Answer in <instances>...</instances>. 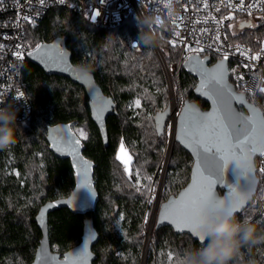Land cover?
Masks as SVG:
<instances>
[{"label":"trees","instance_id":"1","mask_svg":"<svg viewBox=\"0 0 264 264\" xmlns=\"http://www.w3.org/2000/svg\"><path fill=\"white\" fill-rule=\"evenodd\" d=\"M76 1L81 10L52 9L38 27L29 29L27 40L36 49L42 43L66 37L72 63L92 65L97 84L116 104L117 115L107 120L109 146L104 145L100 130L91 119L85 89L66 77L48 76L27 61L22 77L32 105L31 117L24 122L16 121L21 130L16 143L0 150V264L33 262L42 237L35 222L40 207L68 197L74 189L72 164L50 150L47 134L56 124L75 121L78 122L73 127L75 132L83 124L87 126L88 135L81 139L85 147L83 153L95 164L94 185L99 202L96 211L89 215L73 214L65 208L49 215L52 250L64 254L77 246L81 242L84 220L90 217L100 235L93 249L97 255L94 264H144L145 259V264H180L189 250L201 245L190 235L176 234L170 227L158 230L153 227L143 259L147 201L144 195L126 187L125 170L117 159L121 143L131 151L138 150L142 158L147 150L146 171L155 176L163 136L157 134L155 117L156 135L152 139L143 135L139 128L140 108L134 110L133 102L140 96L146 115L163 112L170 104L165 70L154 47H145L138 41L135 17L116 28L103 29L89 21L88 6L81 0ZM239 17L245 18L239 25L242 32L232 36L229 29V39L257 50L264 38V19L253 27L250 17L237 16L236 22ZM262 17L264 12L259 15ZM154 31L167 68L171 64L179 70V51L169 47L162 30ZM133 42L137 46H133ZM178 74L184 100L196 101L202 109H208L209 105L194 94L197 79L183 67ZM248 99L254 102L252 97ZM258 103L264 108V92L259 95ZM154 142L157 148L150 155L148 145ZM174 144L164 182L165 193L170 192L167 198L177 195L188 184L193 165L190 154ZM261 186L256 198L237 218H247L257 224L259 230H264V220L259 214ZM230 264H264V241L241 247Z\"/></svg>","mask_w":264,"mask_h":264},{"label":"water","instance_id":"2","mask_svg":"<svg viewBox=\"0 0 264 264\" xmlns=\"http://www.w3.org/2000/svg\"><path fill=\"white\" fill-rule=\"evenodd\" d=\"M66 41V37H59L52 42L42 43L38 46L40 48L39 51H37V47L29 54L28 61L38 66L48 76L66 77L85 89L89 98L91 119L99 128L104 145L107 147L109 146L107 120L110 116L117 115L114 98L104 94L92 73L90 75H84L77 71V66L72 63V53L66 47ZM211 62L210 56L202 57L200 54H192L183 63L184 70L197 79V84L194 89L195 96L204 100L209 105V108L202 109L196 101H191L189 99L184 101V105L177 117L175 142L188 152L193 159L191 177L188 184L182 188L177 195H171L167 200L161 203L155 222L157 230L163 227H170L176 234L190 235L194 240L198 241L200 245L201 242L198 236L176 220L175 202L181 201L182 198L188 200L195 194L196 188L193 184L194 177L197 183H199L200 179L197 171L198 165H200V171H203L202 161L197 154L195 146L188 137L190 135V125L192 121L195 120L197 116H206L217 108L212 93L213 84L211 82V76L215 74L217 70L224 71L226 73L224 84L227 85L234 96L243 98V102L234 100L232 102V108L243 117L252 116L253 112L251 108H255L258 110L259 118L264 120V111L261 107L251 102L248 96L238 91L231 82L228 60L220 59L213 64ZM161 63L166 72L165 63L162 60ZM171 115V104H169L163 112L156 114V131L160 137L165 135L166 126ZM77 123L76 121L59 123L48 129L47 141L49 143V148L57 157L70 160L74 170L75 187L68 197L46 202L40 207L35 217V222L41 231L42 237L31 264H94L97 260V255L93 249L99 243L100 235L95 228L93 218L88 217L84 220L81 242L64 254L54 252L49 239L48 221L51 213L58 209L65 208L73 214L89 215L96 211L99 202V193L94 185L95 164L84 156L83 152L85 147L83 141L73 130V127H75ZM238 127L247 132L251 129V124L243 120L238 122ZM77 140H79V144L75 143ZM260 155L261 153L257 151L253 153L251 158L253 171L250 175V180L254 179L255 184L254 191H251L250 194L249 191L253 186L252 184H247V179L240 175V170L234 161L225 169L224 182L217 183L213 186L214 195L219 200H225L229 196L231 187H237L238 191H242L245 200L241 207L234 211L236 217L240 215L257 196L260 178L257 175L256 159ZM167 171L168 166L165 171L164 180L166 179ZM164 217H167V219H164ZM85 245L87 247V256L85 260H81L78 257V253ZM143 262L145 264L146 260Z\"/></svg>","mask_w":264,"mask_h":264},{"label":"built area","instance_id":"3","mask_svg":"<svg viewBox=\"0 0 264 264\" xmlns=\"http://www.w3.org/2000/svg\"><path fill=\"white\" fill-rule=\"evenodd\" d=\"M81 2L88 6L89 21L103 29L121 26L140 14L159 16L162 23L154 25L153 30H162L169 47L179 51V70L192 54L210 56L212 64L226 59L231 82L260 106L258 97L264 92V38L255 50L231 41L228 31L237 16L249 18L262 14L264 0H174V14L169 13L168 0ZM54 8L81 10L76 0H0V107L16 108L18 122L29 120L32 113L22 77L28 56L34 50L27 40L28 31L38 27ZM238 19L241 22L245 18ZM154 49L165 63L158 44ZM183 105L184 100L175 104L177 117ZM256 168L262 184L259 214L264 220V155L256 159Z\"/></svg>","mask_w":264,"mask_h":264},{"label":"snow or ice","instance_id":"4","mask_svg":"<svg viewBox=\"0 0 264 264\" xmlns=\"http://www.w3.org/2000/svg\"><path fill=\"white\" fill-rule=\"evenodd\" d=\"M92 18L95 19L96 16ZM161 23L158 19L157 25ZM39 50L38 47L37 51ZM225 75L224 71L217 70L211 76L212 93L217 108L206 116H197L190 125L188 138L195 146L203 165V171H200V165L197 169L200 177L199 183L194 177L195 194L188 200L182 198L181 201L175 202L176 220L197 235L200 241L204 240L199 231L200 225L210 218V212H219L225 208L234 212L244 203L245 196L242 191H238L237 187L230 188L229 196L225 200L215 197L213 186L224 182L225 169L233 161L237 166H242L245 161H251L254 152L259 151L264 155V120L259 118L258 110L255 108H251L253 115L248 117L241 116L232 108L234 100L243 102V98L234 96L224 84ZM136 104L139 105L138 100ZM243 120L251 124V129L247 132L238 127V122ZM80 135L83 136V132ZM75 143L79 144V140ZM125 151L121 145V152ZM130 161L131 157L126 162V170ZM252 171L251 166L247 175L250 176ZM86 256L87 247L85 245L78 253V257L85 260Z\"/></svg>","mask_w":264,"mask_h":264},{"label":"clouds","instance_id":"5","mask_svg":"<svg viewBox=\"0 0 264 264\" xmlns=\"http://www.w3.org/2000/svg\"><path fill=\"white\" fill-rule=\"evenodd\" d=\"M168 4L169 13L174 14V0H168ZM158 19L159 16L154 14H140L136 17L139 28L138 41L145 47L151 48L158 43L153 30ZM94 70L88 63L81 62L77 65V71L84 75H90ZM17 111L11 105L0 107V150L13 146L17 141V133L21 132L16 123ZM251 166V161L237 166L240 175L247 179V184L253 186L249 194L254 191L255 184V180H250L247 175ZM199 231L204 237V240L200 241L201 247L189 250L180 264H230L239 254L241 247L264 241V230H259L257 224L247 218L238 219L233 211L226 208L219 212H210V218L200 225Z\"/></svg>","mask_w":264,"mask_h":264},{"label":"rangeland","instance_id":"6","mask_svg":"<svg viewBox=\"0 0 264 264\" xmlns=\"http://www.w3.org/2000/svg\"><path fill=\"white\" fill-rule=\"evenodd\" d=\"M264 19V17L259 18V16L256 17H250V22L252 23L253 27H255L259 21ZM242 22V21H241ZM241 22H233L229 25L230 33L232 36H237L239 33H241V29H239V25ZM133 46H137L136 42L132 43ZM162 52V57L165 61V57ZM157 53V52H156ZM158 56V54H157ZM159 58V56H158ZM160 60V58H159ZM161 62V60H160ZM166 63V61H165ZM162 64V63H161ZM163 66V65H162ZM169 69L166 66L167 71L165 72L166 79H167V84H168V93H169V103L171 100V91L174 94V99H175V104L179 105V103L184 100L185 98V93L181 89V85L179 82V70H175V68L172 67V65H169ZM164 68V67H163ZM142 98L139 96L136 97V99L133 102L134 110L139 109V114H140V123H139V128L140 131L143 133V135H148V139H152L154 135H156L155 132V124H154V117L155 113L153 112L152 114L146 115L144 112V108L141 107L142 105ZM139 101V105L136 104V101ZM185 101V100H184ZM261 107V106H260ZM264 111V108H261ZM137 112V110H136ZM171 127H172V120H169L167 126H166V132L165 135L162 138V154L160 156V159L158 161V164L155 167V176L153 174H149L146 171L147 164L149 162L148 160V151H146L145 156L142 158L138 150L137 152L131 151L129 147H127L124 143H121L119 145L118 153H117V159L121 164V167L125 170L124 173V181L126 187L129 189H133L135 193L137 194H142L146 198L147 201V212H146V217H145V239H144V245L146 243V239H148L149 232L147 231L149 228V222L152 218L153 210H154V203L156 198H158V192H160V196L158 198L159 200V208L162 202L167 200V196L169 195L170 192L165 193V180L163 176L164 172V163H165V154H166V149H167V144L170 139V134H171ZM76 132L78 133L79 137L81 139H85L88 135V130L86 124L81 125L80 127L76 128ZM83 132V136L80 135V133ZM152 142V141H149ZM177 144V143H176ZM121 145H123L124 149L126 150L125 152H121ZM175 145V144H174ZM156 143H151L148 145V150L149 154L151 155L154 150H156ZM143 154V153H142ZM144 155V154H143ZM142 155V156H143ZM129 157H131L130 163L127 165V170H126V162L128 161ZM171 157V155H170ZM170 160V159H169ZM134 162H136V167L134 166ZM165 175V174H164ZM162 185H161V180ZM161 185V186H160ZM159 210V209H158ZM158 214V213H157ZM156 222V221H155ZM154 222V224H156ZM151 234V233H150ZM151 236V235H150ZM145 249V246H144ZM144 252L143 251V259H144Z\"/></svg>","mask_w":264,"mask_h":264},{"label":"bare ground","instance_id":"7","mask_svg":"<svg viewBox=\"0 0 264 264\" xmlns=\"http://www.w3.org/2000/svg\"><path fill=\"white\" fill-rule=\"evenodd\" d=\"M174 94L173 92H171V100H170V104L172 106V109H173V114H172V127H171V134H170V139H169V142L167 144V149H166V154H165V163H164V172H163V176L165 174V171H166V168L169 164V159H170V155L172 153V149H173V146H174V142H175V135H176V125H177V114L175 113L174 109H175V99H174ZM162 181H163V178H162ZM161 183V182H160ZM160 192H158V198H159V195ZM158 198H156L155 200V203H154V211H153V214H152V218L150 220V224H149V228H148V232H149V235H148V239H146V243H145V256H146V253H147V250H148V246L150 244V233L152 232L153 230V227L155 226L154 222L156 221V218H157V213H158V209H159V200ZM146 260V259H145Z\"/></svg>","mask_w":264,"mask_h":264}]
</instances>
